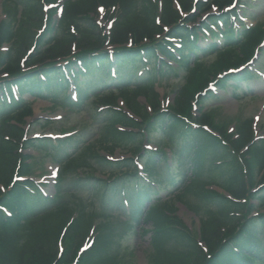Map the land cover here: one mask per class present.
Masks as SVG:
<instances>
[{"label": "trees", "instance_id": "1", "mask_svg": "<svg viewBox=\"0 0 264 264\" xmlns=\"http://www.w3.org/2000/svg\"><path fill=\"white\" fill-rule=\"evenodd\" d=\"M52 1L62 2L58 19L53 17L56 10L46 14L45 2L36 8L33 0H2L8 21L0 20V48L7 42L11 47L8 52H0V264H86L87 261L89 264H118L114 257L104 256L107 246L104 236L96 235L92 247L81 253L82 245L97 229L94 215L86 212V207L74 211L63 202L58 195L59 184L55 186L54 196L46 195L41 184L28 178L25 161L28 157L22 155L21 149L31 146L44 150L61 164L62 174L92 169L93 164L87 157L98 154V147L115 153L126 144L133 157H141L144 141L136 131L142 132L152 124L163 127L168 120L172 128L169 138L177 141L179 147L173 151L177 167L183 160L182 154L193 150L201 152L202 158L216 159L209 166L224 161L236 166L239 173L235 181L228 178L227 183L224 179L223 188L230 196L211 193L207 188L211 182L207 179L191 180L189 186L196 196L208 206L216 203L220 209L209 208L206 217H201V239L173 216L168 236L181 240L187 249L165 251L157 261L159 264H264V214L249 216L254 210L264 208V191L259 195L253 192L257 186L264 185V138L258 143L255 141L252 118L242 121L235 133H230L213 126L207 112L197 117L193 113L195 93L204 87L196 82L197 76L217 74L216 66L209 71L204 63L207 58L199 60V56L216 51L217 63L237 67L246 61L236 53L239 40H244L249 47H257L264 37V27H253L243 34V28L235 32L233 20L240 22L239 15L236 10L225 12V7L233 0H160L158 5L154 0ZM99 5L104 7L107 20L113 21L109 33H104L95 23ZM213 8H217V14L198 20L201 14ZM36 20L39 27L36 23L30 25ZM207 38L211 41L202 47L199 41ZM41 40L46 43L44 50L40 49ZM106 42L111 48L103 47ZM30 48H33L31 53ZM203 49L210 51L203 52ZM24 59L26 63L22 64ZM170 61L174 62L173 66ZM191 61L193 66L189 68L187 82L177 90L174 110H169L177 118L165 119L156 81L173 68L189 65ZM150 76L152 79L148 80ZM131 81L134 84L128 86ZM73 91L76 100L72 97ZM15 92H19V97ZM26 94L69 108H76L88 95H94L92 101L98 108L110 110V121L105 124L106 133L100 145L88 144L85 155L77 150V139L26 138L22 123L32 114V105L24 97ZM119 95L136 118L121 110L122 114H115ZM213 95L208 91L198 101L203 104ZM161 152V157L147 152L144 167L147 178H142L137 168L134 170L132 159L111 162L94 155L113 170L100 186L103 194L110 196L116 205L122 198L140 203L157 194L155 187L158 190L164 187L163 180L175 184L178 172L171 166L165 168V174L156 169L167 162V154ZM216 152H220L219 156H215ZM155 158L162 159L155 164ZM252 159L261 174L255 185ZM222 175L223 172L219 178ZM24 177L26 179H20ZM92 178H85L84 185L92 184ZM133 181L136 184L133 185ZM130 189L134 192L129 196L126 191ZM256 200L257 204L252 203ZM193 209L198 214L200 207ZM174 231L179 232L178 237L173 235Z\"/></svg>", "mask_w": 264, "mask_h": 264}, {"label": "rangeland", "instance_id": "2", "mask_svg": "<svg viewBox=\"0 0 264 264\" xmlns=\"http://www.w3.org/2000/svg\"><path fill=\"white\" fill-rule=\"evenodd\" d=\"M24 1L28 2V0ZM154 1L157 5L160 4V0ZM41 3H44V1L33 0L36 8L41 6ZM52 3H55V5L51 6ZM61 5V1L45 0L46 8H51L47 12L50 13L51 10H56L53 15L54 19H58V9ZM237 5L238 7L240 5L239 14H245L241 34L253 27H264V0H240ZM216 12L217 10L214 8L208 14L201 15L199 21ZM0 20L8 21L2 9V0H0ZM94 20L97 26L103 29L104 33L110 30L106 12L94 17ZM35 23L39 27V21L37 20L30 22V25H35ZM235 26L240 27L238 23ZM236 31L237 29H235ZM240 40L237 43L236 53L240 58H246V63H239L241 65L238 68L236 67L234 71L230 67H225L224 64L216 62V51L203 49V52L210 51V55L201 54L199 60L207 58L204 63L208 70L212 71L213 65H215L217 74L212 77L197 76L198 81L196 82H200L204 87L200 92L197 91L198 89L195 90L197 92L193 102V113L197 117L202 112H207L213 126L224 128L232 133H235V128L242 121L253 118L255 119L258 142H260L264 138V53L261 52V50H264V43L258 47H249L244 40ZM210 41L208 38L201 39L199 43L204 47ZM104 45V47L108 46L106 43ZM9 47H11V43L3 44L0 52H8ZM40 49H46L44 40L40 41ZM233 54L235 55V52ZM196 58H193V61ZM193 61L189 65L173 68L171 73L160 77L156 81L155 88L162 95L161 113L165 115V119L168 116L173 117V119L177 118L169 110H174V105L177 103V90L187 82V77L190 74L189 68L193 66ZM169 64L173 66V63L170 62ZM245 74L247 75L246 78ZM207 78L209 79L207 80ZM151 79L152 76L148 80ZM217 79L218 81H216ZM132 84L134 83L131 81L128 86H132ZM233 85L236 87L233 88ZM208 91L213 92L214 96L209 97L201 104L198 100L202 95H206ZM164 94H166V97H164ZM25 97L32 105V114L26 117L22 123L23 128L27 131L26 138L30 140L51 138L54 141L77 139V150L83 151L84 154L88 144L97 147L100 145V141L103 140L106 133L105 124L110 121V110L109 108H98L97 103L92 101L94 95H88V98L78 104L76 108L54 104L49 99L35 98L29 94ZM141 100L144 104V99L141 98ZM115 106V114H122L119 111L121 109L132 116L120 95ZM194 121H196V118ZM117 128L124 130L121 127ZM171 132L172 128L169 120L163 127L153 124L147 125L142 132L136 131L138 137L143 138L144 141L142 149L144 154L140 158L133 154L134 158L132 159L130 147H127L126 144L117 149L115 153L108 151L106 148L98 147V154H89L87 157L93 164L92 169L75 170L71 173L63 172L62 174L61 164L40 148L36 149L30 146L22 148V151H20L24 157H28L25 160L28 163V175L34 181L44 184L42 190L47 195H55V186L59 184L61 190L58 195L63 202L67 203L74 211L79 210L80 207H86V212L94 215L97 229L93 233V237H96V235L104 236V240L107 241L104 256L114 257V261L118 264H159L157 260H159V255H163V252L187 249L182 245L181 240H175L168 236L172 231L170 223L173 216L181 219L189 227L191 234L201 239V217H206V211L209 208L213 211L220 209V206L216 203L208 206L203 200L199 199L189 186L191 180L207 179L211 182L207 185L211 193L214 191L223 192L220 188L224 186V179H227V183L232 180L235 181V177L239 173L236 166L224 163V161L211 167L209 164H213L216 159L210 161L209 156L202 158L201 152L195 153L193 150L191 153L184 152L182 154L183 160H181L180 166L177 167L173 158V151L178 146L176 145L177 141L169 138ZM161 150L167 154V162L157 166L156 169L159 168L165 174V168L171 166L172 169L178 172L175 184L163 180L164 187L159 188V190L155 187L157 194H154L149 201L144 200L140 203L128 199L125 201L122 198V201L116 205L110 200V196L103 194V189L100 186L102 182L108 180L109 173L112 174L113 170L103 165L102 160L99 157H93L94 155L105 157L111 162L132 159L131 163L136 166L134 170L136 168V170H139L142 164L146 162L147 152L155 153L161 157L163 156ZM63 152L62 149L61 153ZM71 153L74 154L76 151H71ZM219 154L220 152H216L215 156H219ZM162 158H155L153 162L158 164V161ZM251 165L254 169L253 183L255 185L261 174L258 172L253 159ZM222 172L223 177L219 178ZM89 177H93L92 184L84 185L83 180ZM228 178H230L229 182ZM262 188H264V185L257 186L254 190L255 195L263 192L264 189ZM133 189L126 191L129 196L134 192ZM195 206L200 207L198 214L194 213L193 208ZM258 210L264 213V208H258ZM173 235L178 237L179 232L174 231ZM200 244L205 250V245L202 242ZM87 262L86 264H89Z\"/></svg>", "mask_w": 264, "mask_h": 264}]
</instances>
